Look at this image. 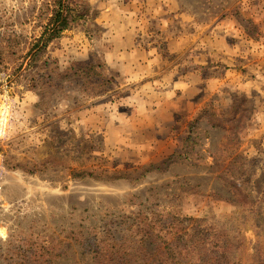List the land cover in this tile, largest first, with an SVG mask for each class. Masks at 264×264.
I'll list each match as a JSON object with an SVG mask.
<instances>
[{"label":"rangeland","instance_id":"374dc122","mask_svg":"<svg viewBox=\"0 0 264 264\" xmlns=\"http://www.w3.org/2000/svg\"><path fill=\"white\" fill-rule=\"evenodd\" d=\"M43 1L0 0V26L30 41ZM88 1L96 23L51 42V72L0 61V264L155 210L205 220L227 264H264V0ZM74 62L103 77L66 80ZM196 121L193 161L169 162ZM98 262L73 241L51 264Z\"/></svg>","mask_w":264,"mask_h":264},{"label":"trees","instance_id":"16d2710c","mask_svg":"<svg viewBox=\"0 0 264 264\" xmlns=\"http://www.w3.org/2000/svg\"><path fill=\"white\" fill-rule=\"evenodd\" d=\"M36 8L39 12L41 31L39 35L30 37V41L24 30L19 32L0 26V61H6L13 74L21 71L27 60L28 68L42 67L46 73L51 72V69L47 68V60L40 67L37 66L51 42L62 37L66 30L77 24H95L99 15V11L88 0H44ZM99 68L101 65L96 62L85 65L74 62L61 75L66 80L72 77H82L85 80L100 78L103 75ZM40 76L43 79L40 83L43 85H54L53 75H48L47 78L45 74ZM38 81L37 78L35 83L38 84ZM196 123L197 121L191 123L190 133L184 139L181 150L174 152L168 158L169 162L193 161V145L197 141ZM215 125L217 124L213 123V126ZM159 167L151 164L144 168L141 175ZM123 218L126 219L114 221L115 227L107 225L102 236L98 232L84 236L82 230L81 233L73 230L63 238L49 235L48 239L41 240L38 237L24 241L20 245L23 261L29 264H51L63 255L64 247L68 249L74 241L95 258H99L103 264L105 261L107 264H227V250L221 245L220 236L212 226L202 227L201 222L205 220L201 218L156 210L151 215L141 212L136 216ZM190 223L193 225L190 226Z\"/></svg>","mask_w":264,"mask_h":264}]
</instances>
